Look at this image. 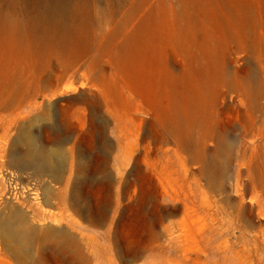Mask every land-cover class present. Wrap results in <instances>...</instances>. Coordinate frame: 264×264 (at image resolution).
<instances>
[{"label": "rangeland", "instance_id": "1", "mask_svg": "<svg viewBox=\"0 0 264 264\" xmlns=\"http://www.w3.org/2000/svg\"><path fill=\"white\" fill-rule=\"evenodd\" d=\"M47 2L75 9L60 25ZM80 94L111 144L115 186L83 188L100 224L43 202L98 154ZM17 112L47 116L29 131L61 141L62 177L0 166L1 215L36 228L21 260L0 238V264H71L48 228L90 235L87 264H264V0H0V127Z\"/></svg>", "mask_w": 264, "mask_h": 264}, {"label": "bare ground", "instance_id": "2", "mask_svg": "<svg viewBox=\"0 0 264 264\" xmlns=\"http://www.w3.org/2000/svg\"><path fill=\"white\" fill-rule=\"evenodd\" d=\"M54 6L55 7L51 6V3L47 2L45 4V9L46 12L50 10L56 12L55 13L56 23L60 25H63L64 17L69 16V14H71L75 9L74 4L68 5L66 3H62L61 5L54 4ZM38 19L41 20V17L39 16ZM77 98L80 99L85 105H87L89 110L90 124L92 125L91 128L92 130H94V132L95 131L98 132L99 135V141L97 140L98 154H96L95 158L93 159L91 166L89 165V168L91 167L90 174L89 173L86 174L87 171L86 168L90 163L89 161L88 164L87 163L82 164L81 162L77 165L75 170L76 173L70 185V190L68 195L60 194V193L55 194L49 188H45L43 193V198H44L43 202L44 204H48L50 203L49 201L50 196H55L57 198L58 204H69L70 206L72 205L76 210V212H78L82 216L83 220L85 219L87 223L100 224L103 222L105 215L103 212L99 214L93 213L92 208L88 205L90 203L87 200V197L84 196L83 188H85V186H91V185L93 186L94 184L104 185L106 188L113 186L114 184V181H112L113 176H111V173L107 166L108 157L111 151V144L109 143L108 139L105 138V128H106L105 120L97 119L95 117L94 107H96L95 106L96 100L82 96V94H80L79 96H73L71 98H68L66 99V101L67 103L70 104L73 102V100ZM41 119L46 120L47 116L46 115H39L36 117L34 116V118L30 120V119H25L23 115H20V112H17L13 114L10 118H7L5 120V123L0 127V159H1L0 166L4 164L8 168L17 169L20 171H22L27 167H30L33 169V175L37 177L46 175L50 177L53 181H59L60 178L62 177L60 171H61V162L64 157L63 148L60 146L61 141L58 142L57 140L55 144L54 143L38 144L35 135L29 131V127L32 124V122ZM60 124L62 128V133L64 132L67 133L70 131V128H72V125L68 122L67 114L65 110H60ZM43 128L45 132V137L48 139V141L52 139L51 136H53V140L59 138L57 136L60 133H58L57 128L54 127L53 125L49 124L48 122H45ZM20 146H22L23 148L17 151L18 147ZM225 148L227 147L225 146ZM25 200L26 199L18 201V204H29L26 203ZM4 202H6V200ZM73 232L63 228H48L45 231L44 235L55 237V239L57 240V245L55 250L58 251V253L56 254L60 258H62L65 261V263H71V264L73 263L72 262L73 254L71 252H75L74 254L76 255L75 257L76 259L75 261L73 260L74 264H87L88 258H87V254L84 251V245L86 247L90 246V241H91L90 235L88 234L84 235L79 233L80 235L77 237ZM35 233H36V228L30 223L29 216L27 215L25 209L23 210V208L10 207L9 211L5 213V215H1L0 213V238L3 241L4 245L8 246L14 257L21 260L22 259L21 253L26 255L29 252L31 245V238L32 236L35 235Z\"/></svg>", "mask_w": 264, "mask_h": 264}]
</instances>
